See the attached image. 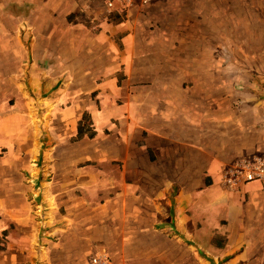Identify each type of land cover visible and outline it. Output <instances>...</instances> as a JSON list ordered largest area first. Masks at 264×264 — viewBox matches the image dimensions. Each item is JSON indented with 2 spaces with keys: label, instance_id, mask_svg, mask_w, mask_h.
Listing matches in <instances>:
<instances>
[{
  "label": "crops",
  "instance_id": "crops-1",
  "mask_svg": "<svg viewBox=\"0 0 264 264\" xmlns=\"http://www.w3.org/2000/svg\"><path fill=\"white\" fill-rule=\"evenodd\" d=\"M97 3L0 0L8 264H264V179L222 183L264 158V0Z\"/></svg>",
  "mask_w": 264,
  "mask_h": 264
},
{
  "label": "rangeland",
  "instance_id": "rangeland-1",
  "mask_svg": "<svg viewBox=\"0 0 264 264\" xmlns=\"http://www.w3.org/2000/svg\"><path fill=\"white\" fill-rule=\"evenodd\" d=\"M120 1H117L115 4H114V6L113 7H108L107 5H106V1H104V0H99V3H97L96 4V8L98 9L97 11L98 12H100L101 10L103 11V14H104V16L106 17V19L108 20V22L109 23H115V22H117V20L118 19H120L119 17H118V14H117V7H120ZM123 6L121 5V8H122ZM258 14H260L261 15V11L260 12H258ZM91 24L92 23H90L89 21H88V27L89 28H91L92 26H91ZM228 38H227V41H225L223 44H227V45H230L231 44V42L233 43V44H236V39L234 38H231L230 36H227ZM244 39L243 40H246L245 38L246 37H243ZM238 40L240 41L241 40V38H238ZM247 41V40H246ZM252 43V41H250V43L249 44H251ZM237 44H242V45H244V46H247V45H245L244 43H237ZM254 44V43H253ZM249 46H251V48H254V46H252V45H249ZM247 48V47H246ZM244 53H246L245 55H248V56H251V57H253L254 56V54L255 53H253V52H249L248 54H247V52H244ZM240 55H242L241 53H239ZM10 120H13V119H10ZM23 120L24 121H26V117H24L23 116V118H22V120H21V122H22V124H23ZM26 128V124L24 125V129ZM51 156H52V154H51ZM39 157V156H38ZM31 161H33V162H37V157L35 156ZM41 166V165H40ZM46 176L48 177V179H51V171L48 169V171H46ZM23 178L25 179V181L26 182H31V180H30V177L28 178V176H26L24 173H23ZM27 179V180H26ZM0 188H1V190H6V189H3V188H8V182H7V180L6 181H0ZM3 193V192H2ZM35 198V199H34ZM37 198L36 197H30V201L31 200H33V201H35ZM0 200L2 201V203H4V205L7 203V201H8V196L6 197L4 194H0ZM40 201H41V199H40ZM42 202V201H41ZM40 202V203H41ZM37 208V211L39 212V217H40V213H42V215H41V217H40V220H41V222L44 224V230L45 231H47V229H49L48 228V225H49V215H50V211H48V207H47V204H39L38 205V207H36ZM51 208V207H50ZM50 208H49V210H50ZM5 217H4V214L3 213H0V220L1 219H4ZM197 231V230H196ZM221 229H213V230H207L206 231V233H207V235L205 234V235H203V234H201L200 236H201V240H203V241H205V246L208 248V246H210L211 244H208V241H209V239L212 241V242H214V241H222V238H223V235L221 234ZM211 233L213 234L212 236H211ZM196 234V237H199L198 235H197V233H195ZM159 236H161V235H158V237ZM7 237H8V234H7V230L5 231V233H4V231L2 232V234H0V247H2L1 249H0V264H8V239H7ZM42 237H46L47 239L48 238H55L56 237V234H54V233H52V232H50V233H46V234H44V235H42ZM56 239V238H55ZM52 240V239H51ZM210 241V242H211ZM203 245V246H204ZM192 247H193V245H192ZM203 248V247H202ZM192 251L194 252V254H196V253H200V250L198 251L197 249H195V248H192ZM201 251H203L202 249H201ZM95 254V253H94ZM92 255L93 254H91L90 255V258L92 257ZM90 258H89V260H90ZM208 263H210L209 261H207ZM35 264H42V263H40V262H34ZM200 264V262L197 260V261H195V260H193L192 259V261H191V264ZM29 264H31V262H29ZM212 264H215L213 261H212Z\"/></svg>",
  "mask_w": 264,
  "mask_h": 264
},
{
  "label": "built area",
  "instance_id": "built-area-1",
  "mask_svg": "<svg viewBox=\"0 0 264 264\" xmlns=\"http://www.w3.org/2000/svg\"><path fill=\"white\" fill-rule=\"evenodd\" d=\"M108 7H113L120 0H105ZM153 0H139L143 5ZM264 179V158L261 156H244L227 164L222 170V183L227 188L236 189L248 182ZM91 264H107L105 256L96 254L90 259Z\"/></svg>",
  "mask_w": 264,
  "mask_h": 264
},
{
  "label": "trees",
  "instance_id": "trees-1",
  "mask_svg": "<svg viewBox=\"0 0 264 264\" xmlns=\"http://www.w3.org/2000/svg\"><path fill=\"white\" fill-rule=\"evenodd\" d=\"M95 134L94 130L90 127L89 115L84 113L82 119L79 121L77 126V133L73 140L80 139L82 136L87 135L88 137H93ZM5 233V231H4ZM2 247H0L1 249Z\"/></svg>",
  "mask_w": 264,
  "mask_h": 264
}]
</instances>
